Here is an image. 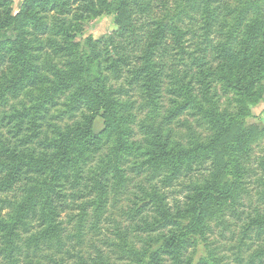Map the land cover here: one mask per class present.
<instances>
[{
	"label": "trees",
	"instance_id": "obj_1",
	"mask_svg": "<svg viewBox=\"0 0 264 264\" xmlns=\"http://www.w3.org/2000/svg\"><path fill=\"white\" fill-rule=\"evenodd\" d=\"M154 1L24 0L15 13L7 1L0 0V156L3 159L0 196L13 199L8 219L3 217L0 207V239L5 240L10 250H14L12 236L25 226L31 210L39 208L45 223L44 232L27 239V245L38 251L42 240L49 235L58 236L59 218L69 207V199L83 200V212L92 204L100 213L108 201L107 178L115 175L120 185L124 181L121 164L136 141L126 123L125 104L120 98L122 87L115 86L111 80L113 77L119 81L127 75L129 84L143 81L152 102H156L170 78V91L181 100L176 111L190 106L212 134L207 141L197 137L189 147L178 144L169 149L161 128L149 127L151 139L142 155L146 159L140 166L153 169L158 181L140 185L123 211L135 223L134 230L143 236L142 245H127L118 222L123 261L102 264H224L207 245L216 229L226 230L231 226L227 216L239 212L249 173L243 157L255 141L264 138V128L249 122L252 108L264 93L261 85L264 42L258 55L251 48L264 28V0H241L238 6L227 8L231 26L226 33L227 43L223 42L224 49L249 16L253 22L250 33L254 36L247 43L250 48L241 61L254 71L253 77L246 82L234 81L228 73L223 76L226 88L237 91V105L232 110L212 99L200 100L201 93L196 94L192 87L194 77L188 81V71L204 62L192 52L186 59L189 31L183 26L184 15L189 16L190 8L202 5L204 24L210 30L216 14L212 0H176L174 7H170L169 0H159L163 6L160 13L156 12ZM78 2H83L81 20L85 14L87 18L112 17L114 28L100 38L89 36L79 40L82 26L69 19L71 6ZM47 11L53 15L58 36L52 45L62 62L50 65L49 72L44 74L36 65L32 33L33 30L47 32V20L42 14ZM168 50L180 56L186 71L176 68L171 60L169 73H165L159 56ZM224 56L229 71H234L231 60L238 62V55L226 51ZM27 87L39 92L34 103L23 105L14 113L5 112L8 96ZM202 91L210 89L202 85ZM61 97L66 99L69 113L79 112L81 116L65 128L55 129L54 137L42 141L43 129L39 123L42 113L57 105ZM99 117L104 123L102 137L94 132ZM5 128L9 134L15 133L16 143L6 135ZM34 142L44 152L37 154L26 147ZM105 143L109 144L100 154V162L87 173L84 166L91 158L87 154L98 152ZM27 173L36 175L32 183L23 182ZM173 188L183 198L172 197L169 191ZM257 225L263 227L264 215L251 219L249 227ZM201 246L205 251H199ZM191 247L196 248L192 256ZM78 254L71 253L69 258H80ZM12 255L11 252V261ZM45 255L58 264L53 255ZM65 260L63 264L68 259Z\"/></svg>",
	"mask_w": 264,
	"mask_h": 264
},
{
	"label": "rangeland",
	"instance_id": "obj_2",
	"mask_svg": "<svg viewBox=\"0 0 264 264\" xmlns=\"http://www.w3.org/2000/svg\"><path fill=\"white\" fill-rule=\"evenodd\" d=\"M3 1H7V4H10L16 13L24 0ZM169 1L170 7H174L176 0ZM239 1L241 0H212V9H215L216 14L210 30H207L204 24L202 5L197 9L190 8L189 16L184 15L185 21L183 24L189 31L186 36L189 56L186 59L191 56L192 52L195 57L202 58L204 62L200 67L195 66L192 67L191 71H188V81L191 80V76L194 77L192 87L195 89L196 94L201 93L199 95L200 100L204 101V98L212 99L221 103L223 108H229L230 110L235 109L237 105V91L232 89L233 87L231 89L226 88L223 76L228 73L232 75L231 79L234 81L242 79L248 82L253 77L254 72L245 66V63H241L245 56L244 53L248 54L250 48L247 43L254 38L250 33L251 24H253L250 16L237 31V36L229 41L226 50L223 45L227 43L226 33L231 26V16L227 8L238 6ZM82 5L83 2L73 4L69 12V19L72 23L82 26L79 40H85L89 36L100 38L114 28L112 17L87 18L85 14V19L81 20L79 16L82 13L84 14ZM154 7H156L157 13L163 10L159 0L154 1ZM46 13L42 14L47 20V32L39 33L33 30L32 33L36 45V65L39 71L44 74H46V71L49 72L50 65H58L62 62L61 56L55 52L52 45V41L58 39L54 28L53 15L50 11ZM227 22H229L228 25ZM254 42H256V45L254 47L251 45V48H255V54L258 55V50L263 47L262 43L264 42L263 27L257 41ZM226 51H233V54L239 57L238 62L231 60L235 67L232 72L229 71L230 66H228L227 59L224 56ZM171 60L176 63V68L185 70L183 67L184 62L180 61V56L168 50L162 52L159 56V61L163 65L165 73H169ZM186 61L188 62V60ZM112 79L111 82L115 86L122 87L120 98L125 104L126 123L133 130V139L136 141L132 151L125 153L124 161L122 160L121 167L125 171L123 174L124 181L120 185L115 175L114 178H107L109 179L107 180L109 186L108 201L100 213L94 210L92 204L83 212L81 210L83 200L73 201L69 199V207L63 210L59 218L61 230L58 236L49 235L48 239L42 240L38 251L33 249V245H27V239L32 234L37 235L44 232L45 223L42 220L43 214L39 208L31 210L25 220V226L17 232V235L12 236L13 251L6 246L5 240L0 239V264H54L52 258L45 255L47 253L53 255L58 264H63V258L68 259L65 260V264H102L123 261V256L120 254V246L123 243L120 239L118 222L121 223V230L123 235L126 236L127 245L132 246L134 243L142 245L143 236L134 230L135 223L129 221L128 217L123 215V211L128 205L133 191H137L140 185H148L150 182L158 181V176L153 169H149L148 165L140 166L142 161L146 159L142 155L149 147L151 139L149 127L161 128L169 149L175 148L178 144L189 147L191 141L197 137L201 141H207L211 137L212 131L207 123L202 120L200 115L196 114L195 110H191L190 106L176 111L181 100L176 99V96L170 91V78H167L156 102H152L146 94L143 81L129 84L126 81L127 75L119 81H116L113 77ZM202 85L208 86L210 91H202ZM261 85L264 87V82ZM38 95L39 92L35 88L27 87L16 95L8 96L6 108L4 107L5 112L8 110L14 113V111L21 109L23 105L33 104L35 97ZM263 98L264 93L261 100L252 108V117L249 120L251 124L256 123L261 127L262 125L259 122L264 120V111L259 109L262 108ZM57 101L58 104L49 106L48 110L42 113V118L39 120L43 129L42 141L54 137L55 129L65 128L67 125L76 122L81 116L79 112L69 113L67 111L65 98L61 97ZM103 130V119L99 117L94 126L95 135L102 137ZM4 132L16 143L15 133L9 134L7 128L4 129ZM108 144L105 143L98 152L91 151L87 154L91 157L84 166L87 173L89 169L100 162V154L103 153V149L107 148ZM28 146L37 154L44 152L38 142L26 144V147ZM243 161L249 169V173L246 176L245 193L242 195L238 207L239 212L237 214L230 213L227 216L231 226L226 230L216 229L207 247L224 264H264V255H262V252H264V225L263 227L258 225L249 227L252 218L264 215V138L254 142L248 155L243 157ZM2 162L3 159L0 156V175L2 173ZM34 176H36L34 173L25 174L23 182L32 183ZM175 189L177 188L169 191L173 194L172 197L183 198V194L176 193ZM11 201H13L12 198L0 196V207H3L2 215L5 219H8L12 213ZM195 249L193 247L189 248V255H194ZM199 251H205L204 246H201ZM11 252L13 262L11 261ZM71 253H79L77 256H80V258L70 259L69 254Z\"/></svg>",
	"mask_w": 264,
	"mask_h": 264
},
{
	"label": "crops",
	"instance_id": "obj_3",
	"mask_svg": "<svg viewBox=\"0 0 264 264\" xmlns=\"http://www.w3.org/2000/svg\"><path fill=\"white\" fill-rule=\"evenodd\" d=\"M261 107H262V108H260L259 110L264 111V98H263V101H262ZM261 111H260V112H261ZM253 114H255V113H253ZM259 123L262 125V127H264V120L261 121V122H259Z\"/></svg>",
	"mask_w": 264,
	"mask_h": 264
}]
</instances>
